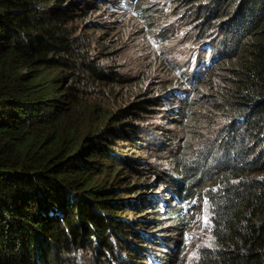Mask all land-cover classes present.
Wrapping results in <instances>:
<instances>
[{
  "label": "trees",
  "instance_id": "trees-1",
  "mask_svg": "<svg viewBox=\"0 0 264 264\" xmlns=\"http://www.w3.org/2000/svg\"><path fill=\"white\" fill-rule=\"evenodd\" d=\"M0 1V264H149L151 251L179 263L172 236L189 231L196 195L210 203L212 247L198 249L195 264H264V0H169L197 41L234 44L217 69L228 70L208 73L225 126L176 156L177 178L155 182L139 172L150 142L160 143L143 122L168 91L118 109L89 101L84 88L120 79L98 69L91 40L75 30L79 2ZM139 8L150 23L155 11ZM195 109L191 101L185 118Z\"/></svg>",
  "mask_w": 264,
  "mask_h": 264
},
{
  "label": "rangeland",
  "instance_id": "rangeland-1",
  "mask_svg": "<svg viewBox=\"0 0 264 264\" xmlns=\"http://www.w3.org/2000/svg\"><path fill=\"white\" fill-rule=\"evenodd\" d=\"M67 1L61 0L62 3ZM77 1L83 4V8L73 18L75 30L85 33L91 40V55L98 69L105 75L120 79L114 84H91L90 88H84V97L89 101L98 100L104 108L118 109L167 90L172 101L168 99L167 105L163 103L158 114L143 122L156 131L160 143L154 147V143L150 142L151 147L140 157L146 161V156H150L147 160L149 167H139L143 168L139 172L145 181L150 179L151 182L158 181L157 174L162 179L177 178L181 165L177 158H172L187 146L190 150H198L205 142L214 141L216 132L225 126L224 121L215 116L219 98L215 100V90L210 88L212 79L208 82V73L217 76L228 70H217L229 66L224 63L223 38L214 36L203 42L197 41L190 33L191 27L184 20V15L169 0L148 1L153 3L151 10L155 13L151 23L146 24L141 15L132 10L121 12L120 0ZM191 101L196 106V112L192 111L193 114L185 118L184 112ZM180 114L183 115L182 120ZM150 131L146 132V139L153 135ZM154 169L157 173H150ZM166 198L169 202L173 200ZM196 204L198 208L191 229L172 236L174 251L178 243L175 256L179 263L176 264H195L198 249L212 247L209 208L204 199L197 200ZM204 217H207V222ZM152 247L158 249L155 245ZM153 253L156 258L152 264H172L157 252Z\"/></svg>",
  "mask_w": 264,
  "mask_h": 264
},
{
  "label": "bare ground",
  "instance_id": "bare-ground-1",
  "mask_svg": "<svg viewBox=\"0 0 264 264\" xmlns=\"http://www.w3.org/2000/svg\"><path fill=\"white\" fill-rule=\"evenodd\" d=\"M6 1V0H5ZM24 1V0H23ZM27 1V0H26ZM34 1V0H33ZM57 1H59V0H57ZM57 1H56V3H57ZM61 1V0H60ZM72 1L73 0H69V1H67V2H65V3H62V4H67V3H70L71 2V4H73L72 3ZM114 1V0H113ZM149 0H120V3L122 4V11L121 12H123V11H133L135 14H140L141 15V17H142V20H143V22L146 24V22L148 23V21H150L149 19H147V18H145L144 17V15H143V13L142 12H139L138 11V8L140 7V5H142V4H144V5H146V8L148 9V10H150L152 7H150V5H152L153 6V3H149L148 2ZM182 1V0H181ZM185 1V0H184ZM1 2V1H0ZM19 2V1H18ZM37 2V1H36ZM42 2V1H41ZM44 2V1H43ZM2 3V2H1ZM33 3V2H32ZM31 3V4H32ZM146 3H149L150 5H148V4H146ZM9 4V3H8ZM79 4H80V6H81V9L79 10V12H78V14L79 13H81L82 12V8H83V4L82 3H80L79 2ZM115 4V3H114ZM6 5H7V3H6ZM36 5V4H35ZM56 5V4H55ZM187 5V4H186ZM3 6V5H2ZM22 6V5H21ZM31 6V5H30ZM73 6V5H72ZM181 6V5H180ZM1 7V6H0ZM4 7V6H3ZM3 7H1V8H3ZM12 7V6H11ZM16 7V6H15ZM18 7V6H17ZM16 7V8H17ZM45 7V6H44ZM69 7V6H68ZM0 8V9H1ZM5 8V7H4ZM7 8V7H6ZM22 8V7H21ZM24 8V7H23ZM29 8H33V7H29ZM29 8H27V9H29ZM46 8V7H45ZM48 8V7H47ZM46 8V9H47ZM60 8V7H59ZM150 8V9H149ZM174 8H176V7H174ZM18 10L20 9V8H17ZM26 9V8H25ZM34 9V8H33ZM33 9H31V10H33ZM43 9V8H42ZM41 9V10H42ZM140 9V8H139ZM2 10V9H1ZM7 10V9H6ZM11 10H13V9H11ZM14 10H16V9H14ZM24 10V9H23ZM22 10V11H23ZM37 10V9H36ZM35 10V11H36ZM21 11V10H20ZM34 10H33V12H35ZM39 11V10H38ZM115 11V10H114ZM26 12H27V10H26ZM29 12V11H28ZM27 12V13H28ZM33 12H30V13H33ZM47 12H48V10H47ZM66 12V11H65ZM2 13V12H1ZM3 13H4V11H3ZM30 13H28V15H30ZM43 13V12H42ZM44 13H45V11H44ZM64 13V12H63ZM68 13V12H67ZM34 14V13H33ZM41 14V13H40ZM53 14V13H52ZM192 14V13H191ZM9 15V14H8ZM32 15V14H31ZM35 15V14H34ZM60 15V14H59ZM23 16H25V15H23ZM23 16L21 15V17L23 18ZM36 16V15H35ZM49 15H47V17H48ZM51 16H53V15H51ZM15 17V16H14ZM13 17V18H14ZM21 17H19L20 19H21ZM60 17H62V16H60ZM71 17V16H70ZM124 17H125V14H124ZM151 17V16H150ZM4 18V17H3ZM10 18V17H9ZM67 18V17H66ZM72 18V17H71ZM74 18V17H73ZM73 18L71 19L72 21H73ZM2 19V18H1ZM27 19H29V18H27ZM40 19V18H39ZM55 19V18H54ZM57 19V18H56ZM61 19V18H60ZM64 19V18H63ZM62 19V20H63ZM94 19V18H93ZM96 19V18H95ZM13 20V19H12ZM16 20V19H15ZM17 20H19V19H17ZM58 20V19H57ZM61 21V20H60ZM9 22V21H8ZM12 22H14V20L12 21ZM33 22V21H32ZM58 22V21H57ZM63 22V21H62ZM64 22H65V20H64ZM115 22V21H114ZM14 23H16V22H14ZM13 23V24H14ZM21 23V22H20ZM60 23V22H59ZM151 23V22H150ZM37 24V23H36ZM52 24H55L54 22L52 23ZM114 24V23H113ZM8 25V24H7ZM31 25V24H30ZM35 25V24H34ZM48 25V24H47ZM51 25V24H50ZM118 25V24H117ZM15 26V25H14ZM52 26V25H51ZM61 26V25H60ZM59 26V27H60ZM3 27V26H2ZM48 27V26H47ZM114 27V26H113ZM32 28H33V26H32ZM44 28V27H43ZM50 28V27H49ZM53 28V27H52ZM63 28V27H62ZM13 29V28H12ZM33 29H35V28H33ZM65 29V28H64ZM2 30V29H1ZM0 30V31H1ZM10 30V29H9ZM8 30V31H9ZM14 30V29H13ZM51 30V29H50ZM56 30V29H55ZM31 31V30H30ZM221 31V30H220ZM7 32V31H6ZM28 32V31H27ZM26 32V33H27ZM34 32V31H33ZM52 32H53V30H52ZM63 32V31H62ZM67 32H69L68 30H67ZM21 33V32H20ZM32 33V32H31ZM57 33V32H56ZM1 34V33H0ZM4 34V33H3ZM49 34H50V32H49ZM55 34V33H54ZM260 34V33H259ZM7 35V34H6ZM16 35V34H15ZM52 35V34H51ZM64 35V34H63ZM69 35V34H68ZM17 36V35H16ZM67 36V35H66ZM57 37H59V36H57ZM1 38V37H0ZM7 38V37H6ZM34 38V37H33ZM64 38V37H63ZM68 38V37H67ZM2 39H4V38H2ZM11 39H13L14 40V38H11ZM56 40V39H55ZM54 40V41H55ZM12 41V40H11ZM10 41V42H11ZM49 41V40H48ZM57 41V40H56ZM7 42V41H6ZM222 42V45H223V48H224V50H225V53H224V60L226 59V56L227 55H229V53H230V50H229V47L231 46H233V41H232V43H228L227 42V40H222L221 41ZM238 42V41H237ZM242 42V41H241ZM12 43V42H11ZM32 43V42H31ZM55 43V42H54ZM9 44V43H8ZM7 44V45H8ZM67 44V43H66ZM21 46V45H20ZM20 46H19V48H20ZM64 46V45H63ZM66 46V45H65ZM239 46V45H238ZM253 46V45H252ZM30 47V46H29ZM53 47V46H52ZM256 47V46H255ZM16 48V47H15ZM7 49V48H6ZM21 50V49H20ZM45 50V49H44ZM237 51V50H236ZM41 52V51H40ZM256 52H258V51H256ZM44 53V52H43ZM49 53V52H48ZM51 53V52H50ZM237 53H238V51H237ZM243 53V52H242ZM233 54V53H232ZM235 54V53H234ZM40 55V54H39ZM38 55V56H39ZM253 55V54H252ZM258 56V55H257ZM40 57V56H39ZM43 57H45L44 55H43ZM42 57V58H43ZM228 57V56H227ZM231 57V56H230ZM34 58V57H33ZM259 58V57H258ZM257 58V59H258ZM35 59H37L36 57H35ZM45 59V58H44ZM57 59V58H56ZM255 59V58H254ZM47 60V59H46ZM256 60V59H255ZM36 61V60H35ZM244 61V60H243ZM248 61V60H247ZM257 61V60H256ZM44 62V61H43ZM45 63V62H44ZM37 64V63H36ZM40 64V63H39ZM230 64V63H229ZM257 63H255V65H256ZM46 65V64H45ZM258 66V65H257ZM251 67H253L252 65H251ZM45 68H46V66H45ZM254 68V67H253ZM249 69V68H248ZM247 69V70H248ZM260 69V68H259ZM48 70H49V68H48ZM52 70V69H51ZM252 70V69H251ZM62 71H64V70H62ZM261 71V70H260ZM44 72V71H43ZM46 72V71H45ZM48 72V71H47ZM57 72V71H56ZM198 72L200 73L201 72V70L200 69H198ZM253 72V71H252ZM258 72H259V70H258ZM49 74H50V70H49V72H48ZM58 73H59V71H58ZM45 74V73H44ZM47 74V73H46ZM245 74V73H244ZM246 74H248V73H246ZM255 75H257V73H255ZM261 75V74H260ZM59 76V75H58ZM57 76V77H58ZM63 76V75H62ZM258 76V75H257ZM61 76H59V78H60ZM251 77V76H250ZM262 77V76H261ZM253 78H254V76H253ZM259 78V77H258ZM255 79V78H254ZM254 79H253V81H254ZM263 79V78H262ZM51 80V79H50ZM59 80V79H58ZM64 80V79H63ZM258 80V79H257ZM264 81V80H263ZM55 82V81H54ZM53 82V83H54ZM256 82V81H255ZM258 82V81H257ZM256 82V83H257ZM51 83H52V80H51ZM59 83H61V82H59ZM255 83V84H256ZM263 83V82H262ZM262 83H260V84H262ZM50 84V83H49ZM56 84H58V83H56ZM63 84V83H62ZM62 84H60V85H62ZM114 84V83H113ZM51 85V84H50ZM54 85H55V83H54ZM54 85H52L53 86V88H56V87H54ZM59 85V86H60ZM52 88V90H54ZM60 88V87H59ZM65 88V87H64ZM56 90V89H55ZM58 90V89H57ZM56 90V91H57ZM53 94V93H52ZM184 98V97H183ZM84 103V102H83ZM88 104V103H87ZM135 105H137V104H135ZM98 106V105H97ZM94 110H96V107H95V109ZM144 111H145V109H144ZM128 112V111H127ZM130 112H131V110H130ZM147 112H149V111H147ZM114 113V112H113ZM126 114V113H125ZM103 117V116H102ZM116 117H117V115H116ZM263 117V116H262ZM4 130H6V129H4ZM221 136V135H220ZM222 137V136H221ZM225 138V137H224ZM167 139V138H166ZM216 139H217V137H216ZM246 139H248V138H246ZM131 141V140H130ZM133 142V141H132ZM215 142V141H214ZM218 142V141H217ZM173 143V142H172ZM171 143V144H172ZM233 143V142H232ZM216 144V143H215ZM211 145H213V144H211ZM211 145H209V146H211ZM42 146H44V145H42ZM208 146V147H209ZM214 148V147H213ZM231 148V147H230ZM207 149V148H206ZM242 149V148H241ZM211 151H212V149H211ZM215 151V150H214ZM200 153V152H199ZM186 154V153H185ZM209 154V153H208ZM60 155V154H59ZM200 157H201V155H200ZM128 158H129V156H128ZM184 158V157H183ZM61 159V158H60ZM104 159H106V158H104ZM172 159H176V156L174 157V158H172ZM201 159V158H200ZM107 161V160H106ZM100 162V161H99ZM99 165V164H98ZM108 165V164H107ZM106 166V165H105ZM99 167V166H98ZM106 168V167H105ZM203 168H204V166H203ZM61 169H62V167H61ZM103 170V169H102ZM110 170V169H109ZM105 171V170H104ZM107 171V170H106ZM97 172V171H96ZM109 172V171H108ZM63 173H64V171H63ZM112 173V172H111ZM205 174V173H204ZM60 176V175H59ZM141 176V175H140ZM23 178V177H22ZM56 178H59V177H57L56 176ZM104 178V177H103ZM101 179V178H100ZM112 179V178H111ZM13 180V179H12ZM102 180V179H101ZM100 180V181H101ZM60 181V180H59ZM81 181V180H80ZM90 181V180H89ZM91 181H95V180H91ZM91 181H90V183H91ZM97 181V180H96ZM104 181V180H103ZM103 181H101V182H103ZM113 182V181H112ZM84 183V182H83ZM89 183V182H88ZM87 182L86 183H84L85 185L86 184H88ZM98 183V182H97ZM108 183V182H107ZM80 184V183H79ZM105 184V183H104ZM89 185H93V184H89ZM213 185V184H212ZM68 186V185H67ZM78 186V185H77ZM214 186V185H213ZM81 187V186H80ZM38 189V188H37ZM204 188H200V190H203ZM120 190V189H119ZM199 190V189H198ZM45 191V190H44ZM60 191V190H59ZM165 191V190H164ZM63 192V191H62ZM229 192V191H228ZM34 193V192H33ZM199 193V192H198ZM218 194H220L219 193V191L217 192ZM167 194H170V193H168V192H166V195ZM200 194V193H199ZM232 194V193H231ZM19 195V194H18ZM21 195V194H20ZM203 195V194H202ZM221 195V194H220ZM25 196V195H24ZM28 196V195H27ZM32 196V195H31ZM36 196V195H35ZM32 197H34V196H32ZM50 197V196H49ZM94 197V196H93ZM167 197H171V195H167ZM200 197H202V196H199V195H196V197H194L193 198V200L192 201H190V202H188L186 205H188L187 206V208L190 206H192L193 208H194V210L193 211H190L188 214H190V215H192V217L190 218V219H192L193 218V216L197 213V208H198V206H197V204H196V201L198 200H200ZM18 198V197H17ZM28 199V198H27ZM202 199H204L205 201H206V203H207V206H208V208H209V225H210V231H211V224H212V222H211V216H212V213H211V207H210V203H209V201H207V199L205 198V197H202ZM31 200V199H30ZM175 200V199H174ZM174 200H171L170 201V203L171 204H175L176 203V201H174ZM50 201V200H49ZM22 204V203H21ZM26 204H27V202H26ZM112 206V205H111ZM31 207H32V205H31ZM40 208V207H39ZM89 208V207H88ZM192 208V209H193ZM37 209V208H36ZM64 209H66V208H64ZM68 209V208H67ZM110 209V208H109ZM111 209H112V207H111ZM89 210V209H88ZM186 210V209H185ZM44 211V210H43ZM30 212V211H29ZM39 212V211H38ZM185 212V211H184ZM183 212V214L185 215V213ZM123 213V212H122ZM40 214V213H39ZM187 214V213H186ZM186 215V216H189V215ZM22 217H23V215H21ZM71 216V215H70ZM26 217V216H25ZM31 217V216H30ZM45 217V216H44ZM220 218H221V216H219ZM227 217V216H226ZM214 218V217H213ZM216 218V217H215ZM27 219V218H26ZM29 219V218H28ZM39 219V218H38ZM54 219V218H53ZM226 219V218H225ZM31 220V219H30ZM222 220V219H221ZM39 222V221H38ZM37 222V223H38ZM61 222V221H60ZM79 222V221H78ZM128 222V221H127ZM193 222H194V219H193ZM215 222V221H214ZM34 223V222H33ZM112 224V223H111ZM216 225V224H215ZM218 225V224H217ZM193 226V223H192V225H191V227ZM220 226V225H219ZM191 227H188L189 229H191ZM44 231V230H43ZM65 231V230H64ZM64 233V232H63ZM46 234V233H45ZM49 234V233H48ZM64 235V234H63ZM68 235V234H67ZM101 235V234H100ZM211 235V234H210ZM107 236V235H106ZM64 237V236H63ZM211 238H212V236H211ZM102 239V238H101ZM52 240V239H51ZM55 242V241H54ZM212 242V241H211ZM39 244V243H38ZM172 244H174V243H172ZM113 245V244H112ZM211 245H212V243H211ZM57 247V246H56ZM61 248V247H60ZM65 249V248H64ZM200 249V248H199ZM60 250V249H59ZM160 250L161 251H165V249L162 247V246H160ZM55 251V250H54ZM67 251H68V249H67ZM73 251V250H72ZM100 251V250H99ZM41 252V251H40ZM112 252V251H111ZM39 253V252H38ZM66 253V252H65ZM52 257V256H51ZM149 257H150V261L151 262H155L154 261V253H153V251H151L150 253H149ZM82 258V257H81ZM53 259H54V257H53ZM52 259V260H53ZM53 262V261H52ZM79 262V261H78ZM54 263V262H53ZM96 264V263H95ZM149 264H152V263H149Z\"/></svg>",
  "mask_w": 264,
  "mask_h": 264
},
{
  "label": "snow or ice",
  "instance_id": "snow-or-ice-1",
  "mask_svg": "<svg viewBox=\"0 0 264 264\" xmlns=\"http://www.w3.org/2000/svg\"><path fill=\"white\" fill-rule=\"evenodd\" d=\"M205 222H207V217H204Z\"/></svg>",
  "mask_w": 264,
  "mask_h": 264
},
{
  "label": "clouds",
  "instance_id": "clouds-1",
  "mask_svg": "<svg viewBox=\"0 0 264 264\" xmlns=\"http://www.w3.org/2000/svg\"><path fill=\"white\" fill-rule=\"evenodd\" d=\"M167 102H168V101H166V105H167Z\"/></svg>",
  "mask_w": 264,
  "mask_h": 264
}]
</instances>
